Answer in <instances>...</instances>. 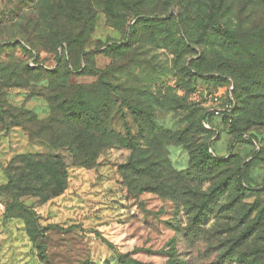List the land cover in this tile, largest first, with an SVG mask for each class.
Wrapping results in <instances>:
<instances>
[{
    "label": "rangeland",
    "instance_id": "1",
    "mask_svg": "<svg viewBox=\"0 0 264 264\" xmlns=\"http://www.w3.org/2000/svg\"><path fill=\"white\" fill-rule=\"evenodd\" d=\"M211 1L224 3L235 14L240 8L248 12L256 3L263 7V0H252L248 7H244L245 0H147L142 7L152 13L149 17L166 22L168 18L178 20L180 11L195 16L201 4ZM37 6V0H0V46L19 37L16 26L27 24L28 19L35 22ZM256 12L254 16L259 17L260 10ZM191 19L193 23L195 17ZM232 22L237 24L234 19ZM130 24L117 30L99 11L86 46L93 57L81 63L91 73L79 71L72 82L93 84L99 77L95 72L114 73L112 81L130 87L135 101L153 106L159 128L182 132L194 123L196 129V119L226 87L216 91L201 77H188L183 68L197 61L204 74L220 72L222 65H211H218L221 57L237 61L238 55L228 47L221 48L215 40L206 42L205 48L194 46L185 63L172 52L175 41L170 35L179 37L174 22L165 24V29H155V35L149 30L146 37L137 40L129 37ZM129 38L133 46L125 53L107 51L108 46ZM35 62L21 48L0 49V68L9 72L18 73L23 64L33 66ZM38 64L54 69L57 56L42 51ZM8 78L0 74V264H264V127L230 130L214 119L219 133L211 152L220 159L236 156L229 164L236 170L241 168L236 178L244 187L233 181L228 188H218L216 200L204 210L199 209L194 192L207 194L219 180L215 186L200 180L186 184L175 192L177 195L143 191L153 183L135 170L133 163L138 156L122 143L105 151L95 168H69L67 187L61 195H35L26 189L27 195L18 197L16 191L12 194L3 189L9 183L11 165L20 157L38 156L45 148L31 142L12 116L26 109L46 118L49 107L39 92L21 87L16 77ZM123 109L126 112V106ZM128 115V123L116 118V131L128 137L129 126L131 140H138L139 128ZM258 146L262 152L256 155ZM191 155L176 142L167 146L164 154L177 172L192 170L193 165L196 168ZM184 194H188L190 204ZM236 198L237 203L231 205Z\"/></svg>",
    "mask_w": 264,
    "mask_h": 264
},
{
    "label": "trees",
    "instance_id": "2",
    "mask_svg": "<svg viewBox=\"0 0 264 264\" xmlns=\"http://www.w3.org/2000/svg\"><path fill=\"white\" fill-rule=\"evenodd\" d=\"M37 1L35 22L28 19L27 24L16 26L19 37L0 46V49L7 50L21 48L25 55H30L36 62L33 66L23 64L18 73L2 67L0 74L9 76L8 79L16 77L21 81V87L39 92V96L47 101L49 115L46 118H40L37 113L26 109L18 110L12 116L17 120L15 125L27 132L31 142L44 147L45 152L38 156L20 157L13 162L7 173L9 183L3 188L6 193L16 191L18 197L27 195V192L59 196L67 187L69 168H95L100 156L120 143L133 149L138 156L135 162L133 160L135 170L153 183L144 186L143 191H168L177 195L175 192L186 184L200 180V183L210 181L214 185L219 180V185H214L207 194L194 192L199 209L204 210L216 200L218 188H228L233 181H237L238 187L243 186L242 181L236 178L240 177L241 168L236 170L235 166L229 164L236 156L230 154L228 158L220 159L211 152L210 146L219 132L213 126L215 117L207 110L196 119V129L192 123L182 132H172L158 127L152 105L135 101L130 96V87L125 88L112 81L114 73L95 72L94 75L99 77L93 84L74 83L71 78L79 71L82 74L91 73L81 63L82 60L88 63L93 57L92 52L86 51V46L95 31L99 11L117 30L132 23L129 37L135 40L146 37L149 30L155 35V29H165V24L174 22L179 37L175 38L174 33L170 37L172 42L175 41L172 52L177 60L185 62L186 57L195 51L194 46L205 48L206 44L215 40L222 44L221 48L228 47L238 55L237 61L221 57L218 65H211H222L218 69L220 72L204 74L200 72L202 67L197 61L183 68L188 77H201L214 85L216 91L221 87L234 86L232 95L236 107L230 114L218 118L224 127L230 130L237 127L245 131L264 127V0L263 7L256 3L248 12L247 8H240L236 14L224 3L206 2L200 5L195 16L180 11L178 20L174 17L166 19V22L158 17H149L152 13L142 7L147 0ZM243 4L248 7L252 0H245ZM256 10H260L259 17L254 16ZM191 17H195L193 23ZM232 19L237 21L236 25ZM130 38L119 45L108 46L107 51L125 53L133 46ZM42 51L56 54L57 66L54 69L38 64ZM123 106H126V112ZM127 112L139 128L138 140H131L129 124H125L128 126V137L116 131V118L128 123ZM205 123L210 128H206ZM172 141L192 153V159L196 160V171L194 165L187 172H177L172 167L164 156L167 146L174 143ZM194 146L197 147L192 148ZM261 152L259 148L255 154ZM23 181L27 183L22 184ZM242 191L240 189V194ZM187 195L184 197L190 204ZM238 199H234L231 205H235ZM197 220L195 217L194 223ZM120 261L123 262V257Z\"/></svg>",
    "mask_w": 264,
    "mask_h": 264
},
{
    "label": "built area",
    "instance_id": "3",
    "mask_svg": "<svg viewBox=\"0 0 264 264\" xmlns=\"http://www.w3.org/2000/svg\"><path fill=\"white\" fill-rule=\"evenodd\" d=\"M234 86L231 85L224 89V92L216 94L213 97V102L208 110V113L215 118H221L227 114H230L236 107V102L233 98L232 92ZM206 128H210V125L205 123Z\"/></svg>",
    "mask_w": 264,
    "mask_h": 264
}]
</instances>
